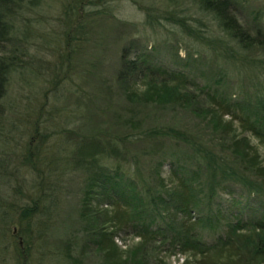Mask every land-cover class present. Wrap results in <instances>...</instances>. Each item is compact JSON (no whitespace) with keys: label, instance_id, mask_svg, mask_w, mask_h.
<instances>
[{"label":"rangeland","instance_id":"1","mask_svg":"<svg viewBox=\"0 0 264 264\" xmlns=\"http://www.w3.org/2000/svg\"><path fill=\"white\" fill-rule=\"evenodd\" d=\"M24 6L16 26L30 29L28 71L11 73L0 126V264H112L92 244H83L80 210L96 141L102 140L110 162L138 164L152 183L158 169L167 179L169 158L189 154L163 131L173 127L195 133L206 124L177 102L129 99L119 78L124 60L146 57L183 68L200 86L215 84L229 98L242 100L264 90V75L241 61L232 66L218 59L207 44L210 37L235 43L197 0H40ZM234 12L264 43V0H236ZM182 18L204 38L185 30L176 20ZM249 53L264 60V45ZM149 82L136 80L137 93L143 94ZM199 88L186 89L194 108L203 104ZM152 129L160 133L151 135ZM108 139L121 148L113 150ZM253 141L264 162V145ZM170 180L169 189L174 186ZM237 187L235 196L254 198ZM230 199L220 190L215 203ZM33 200L43 201L44 215L22 219V208ZM204 208L209 209L207 200ZM116 241L125 254L120 264H182L186 258L171 254L175 249L156 252L154 246L141 245L129 228Z\"/></svg>","mask_w":264,"mask_h":264},{"label":"trees","instance_id":"2","mask_svg":"<svg viewBox=\"0 0 264 264\" xmlns=\"http://www.w3.org/2000/svg\"><path fill=\"white\" fill-rule=\"evenodd\" d=\"M39 1L0 0V126L7 109L4 99L11 73L18 71L23 75L28 71L25 59L30 29L28 25L18 29L16 20L24 5ZM197 2L216 17L235 43L210 37L207 44L216 49L218 59L232 66L241 61L243 67L260 70L264 75V60L249 53L264 43L238 21L234 12L236 0ZM176 20L194 37L204 38L184 18ZM119 78L129 99L177 102L195 110L206 124L203 122V131L195 133L173 127L161 130L185 145L189 154L187 158H169L167 179L158 169L154 183L142 176L136 160V167L126 160L110 162L105 145L98 139L95 160L90 162L93 172L87 180L80 210L83 244H92L110 263L120 264L125 254L116 240L119 232L129 228L140 238L141 245L154 246L156 252L175 249L177 252L171 254H183L186 258L182 264H264V162L253 141L264 145V90L256 89L252 99L229 98L215 84L200 86L183 68L154 64L146 57L140 61L124 60ZM138 79H151L143 94L134 88ZM188 86L200 87L203 104L194 108L189 103ZM149 133L160 132L152 129ZM108 140L113 150L121 148L118 141ZM163 164L160 161L159 167ZM169 180L174 183L171 189L167 187ZM237 186L254 198L235 196ZM220 190L231 197V202L215 203ZM41 200L24 206L22 219L29 220L38 212L43 216ZM22 252L26 255L23 249Z\"/></svg>","mask_w":264,"mask_h":264}]
</instances>
